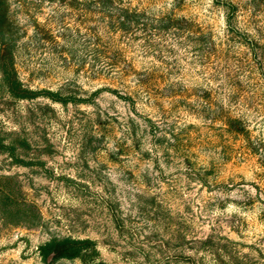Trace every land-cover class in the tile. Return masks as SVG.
Returning <instances> with one entry per match:
<instances>
[{
    "label": "rangeland",
    "instance_id": "374dc122",
    "mask_svg": "<svg viewBox=\"0 0 264 264\" xmlns=\"http://www.w3.org/2000/svg\"><path fill=\"white\" fill-rule=\"evenodd\" d=\"M4 1L0 264H264V0Z\"/></svg>",
    "mask_w": 264,
    "mask_h": 264
},
{
    "label": "trees",
    "instance_id": "16d2710c",
    "mask_svg": "<svg viewBox=\"0 0 264 264\" xmlns=\"http://www.w3.org/2000/svg\"><path fill=\"white\" fill-rule=\"evenodd\" d=\"M6 3L0 0V27L3 26L6 20ZM0 71L2 74V82L9 91V93L19 99H33L39 97L41 94L49 95L55 100V93L49 90H34L26 86L19 78L12 51L3 47L0 52ZM65 101V100H61ZM96 251L95 243L89 238L80 239L74 237L52 238L48 242L39 246V253L41 258L45 261H53L62 258H81L84 260V255L89 251ZM98 264H105L98 262Z\"/></svg>",
    "mask_w": 264,
    "mask_h": 264
}]
</instances>
